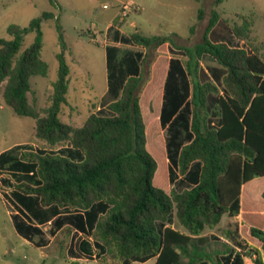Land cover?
<instances>
[{"label":"trees","instance_id":"1","mask_svg":"<svg viewBox=\"0 0 264 264\" xmlns=\"http://www.w3.org/2000/svg\"><path fill=\"white\" fill-rule=\"evenodd\" d=\"M202 13L199 9L198 17ZM240 17L242 24L233 26L232 35L247 42L255 16ZM219 20L212 10L208 36L183 49L185 63L170 57L166 67L160 60L144 100L143 54L119 58L118 48L106 47L108 91L79 129L61 121L70 75L63 35L58 76L40 118L27 97L30 79L45 77L49 70L41 57L40 19L28 28L8 27L11 39L0 38V86L6 82L2 102L16 116L35 120L36 139L51 149L34 152L24 145L0 155V190L5 197L9 189L14 228L22 238L38 239L36 247H46L43 227L50 223L51 236L65 225L80 233L77 251L98 261L96 255L101 259L112 245L121 264L150 259L155 264H247L245 258L264 264V212L241 205L242 187L264 177V43L248 49L211 40ZM32 30L35 41L20 52ZM128 42L144 49H177L172 37L135 33ZM204 56L219 66L211 69L212 80L196 75ZM159 130L166 132L164 139ZM156 156L165 161L164 176ZM178 175L186 178L185 189L168 193ZM262 201L264 209V191ZM241 209L240 234L255 246L240 238L232 247L214 248L215 238L205 231ZM173 219L179 228L171 226Z\"/></svg>","mask_w":264,"mask_h":264},{"label":"rangeland","instance_id":"2","mask_svg":"<svg viewBox=\"0 0 264 264\" xmlns=\"http://www.w3.org/2000/svg\"><path fill=\"white\" fill-rule=\"evenodd\" d=\"M214 0H0V38L9 40L7 29L11 25L28 28L33 20L40 19L42 33V60L48 65L45 77L34 76L30 79L31 91L28 93L29 104L37 110L39 117L45 116L52 95V85L58 76L59 63L57 54L60 50V34L66 45V62L70 67L67 104L63 106L61 121L72 129L81 128L91 113L99 110L100 102L107 91V59L106 46L116 47L119 58L128 52L139 51L143 54L141 61L142 84L140 97L146 99V89L154 77V70L170 57L187 60L184 48H194L203 43L207 35V27L212 10L220 15L217 26L210 33L211 40H230L233 46L248 48L256 43H264V0H224L214 6ZM133 5L138 10H131L122 18V6ZM203 11L198 17V11ZM255 16L250 39L241 41L233 37V26L242 24L241 15ZM97 28V34L93 29ZM116 33L117 38L116 39ZM139 33L143 37H172L177 49L168 45L160 49H144L128 42L131 35ZM36 38V31L25 34L23 52ZM121 39V40H120ZM119 40V41H118ZM126 40V41H125ZM255 40L251 43L250 41ZM219 67L211 58L204 56L196 75L201 81L212 80L211 69ZM6 82L0 86V153L16 146H31V150L49 151L50 145L36 139L35 120L16 116L12 109L3 104L1 94ZM221 88V87H220ZM145 96V97H144ZM148 106V100H146ZM161 105V104H160ZM96 109H94V107ZM160 110V107H159ZM163 139L166 132L159 130ZM64 146H70L64 142ZM56 150V149H53ZM157 157L159 175H165V161ZM182 181L186 178L178 175L174 185L168 186L176 192L184 190ZM264 178H257L245 186L255 201L257 213L262 203ZM259 206V207H257ZM255 212V213H256ZM16 209L9 198V189H5V197L0 195V264H121L117 259V250L107 246L104 256L98 260L90 259L87 253L78 252L76 245L82 238L77 232L65 227L56 236L49 234L50 226L45 227V239L49 246L36 247L35 243L23 240L15 231L12 215ZM241 217H222L214 229L205 231V235L214 237L213 247L224 249L232 247L240 241ZM172 227L179 228L173 219ZM73 252L70 253L69 250ZM235 249V248H234ZM240 253L238 249H235ZM92 256V255H91ZM264 261V252H262ZM247 264L251 260L245 258ZM132 264H155L154 259Z\"/></svg>","mask_w":264,"mask_h":264},{"label":"crops","instance_id":"3","mask_svg":"<svg viewBox=\"0 0 264 264\" xmlns=\"http://www.w3.org/2000/svg\"><path fill=\"white\" fill-rule=\"evenodd\" d=\"M117 34L118 33H116V39H118L117 38ZM121 40V39H120ZM119 41V40H118ZM106 47H108V46H106ZM106 47H105V51H106ZM134 52H139V51H134ZM107 91H108V85H107ZM107 91H106V93H107ZM105 95V94H104ZM103 95V96H104ZM3 152H5V151H3ZM3 152H1L0 153V155L3 153ZM264 178V177H263ZM257 179V178H256ZM255 180V179H254ZM254 180H252V181H254ZM252 181H250V182H252ZM250 182H248L247 184H249ZM247 184H245L243 187H242V193H241V205L242 206H246L248 209H250V211H252V212H256V211H254V209H255V201H253V200H251V198H250V192L249 191H244L245 190V186L247 185ZM264 187V186H263ZM263 191H264V188H263ZM263 193V192H262ZM0 195H1V198L3 199L4 198V196L2 195V191L0 190ZM261 198H262V195H261ZM261 205V209H260V213H263L264 212V209H263V201H262V203L260 204ZM257 207H259V206H257ZM244 210L243 209H241V211H240V214L238 215V216H236V217H241V220H242V214H244ZM12 214V213H11ZM46 226H50L51 227V225H50V223L48 224V225H46ZM46 226H44L43 227V230L45 231V227ZM65 227H67V228H69V229H71V230H73L70 226H67V225H65L64 227H62L60 230H58V232L59 231H61L63 228H65ZM16 231V230H15ZM74 231V230H73ZM57 232V233H58ZM17 233V232H16ZM56 233V234H57ZM18 234V233H17ZM82 238H83V236L80 234V233H78ZM19 235V234H18ZM20 236V235H19ZM56 236V235H55ZM21 237V236H20ZM22 238V237H21ZM81 238V239H82ZM241 238L245 241V242H247L249 245H251V246H255V244H253L250 240H248V238L247 237H245L244 235H241ZM23 240H25V241H27L26 239H24V238H22ZM80 239V240H81ZM27 242H29V241H27ZM29 243H32V242H29ZM49 244L50 243H48V245L46 246V247H48L49 246ZM77 246V245H76ZM43 248H45V247H43ZM262 252H264V251H261V254H262ZM96 260V259H95Z\"/></svg>","mask_w":264,"mask_h":264},{"label":"built area","instance_id":"4","mask_svg":"<svg viewBox=\"0 0 264 264\" xmlns=\"http://www.w3.org/2000/svg\"><path fill=\"white\" fill-rule=\"evenodd\" d=\"M131 10H133V11H137L138 10V8L137 7H133V5H123L122 6V13H121V16H122V18H125V17H127L128 16V14L131 12ZM99 31L97 30V28H94L93 29V33L94 34H97Z\"/></svg>","mask_w":264,"mask_h":264}]
</instances>
